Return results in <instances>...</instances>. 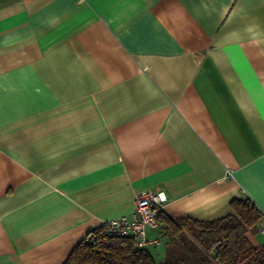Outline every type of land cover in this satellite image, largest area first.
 I'll return each instance as SVG.
<instances>
[{
	"label": "crops",
	"instance_id": "0c3cea01",
	"mask_svg": "<svg viewBox=\"0 0 264 264\" xmlns=\"http://www.w3.org/2000/svg\"><path fill=\"white\" fill-rule=\"evenodd\" d=\"M142 191L157 262L163 217L236 199L264 246V0H0V264H65Z\"/></svg>",
	"mask_w": 264,
	"mask_h": 264
},
{
	"label": "trees",
	"instance_id": "16d2710c",
	"mask_svg": "<svg viewBox=\"0 0 264 264\" xmlns=\"http://www.w3.org/2000/svg\"><path fill=\"white\" fill-rule=\"evenodd\" d=\"M230 206L233 215L212 222L187 220L177 225L163 217L169 244L182 245L188 257L176 254L157 262L151 249H137L132 237L107 236L97 228L73 249L65 264H264V246H252L245 236L261 221L260 212L247 198L233 200ZM217 243L220 248L212 258Z\"/></svg>",
	"mask_w": 264,
	"mask_h": 264
},
{
	"label": "built area",
	"instance_id": "2783aa9c",
	"mask_svg": "<svg viewBox=\"0 0 264 264\" xmlns=\"http://www.w3.org/2000/svg\"><path fill=\"white\" fill-rule=\"evenodd\" d=\"M165 200L162 194L139 192L135 195L130 217L122 216L105 221L100 228L107 236L132 237L137 249L157 248L161 245V238H149L147 230L159 226ZM260 233L264 234V224L260 225Z\"/></svg>",
	"mask_w": 264,
	"mask_h": 264
},
{
	"label": "rangeland",
	"instance_id": "374dc122",
	"mask_svg": "<svg viewBox=\"0 0 264 264\" xmlns=\"http://www.w3.org/2000/svg\"><path fill=\"white\" fill-rule=\"evenodd\" d=\"M262 242H264V240H262ZM159 247H160V246H159ZM159 247H158V248H159ZM154 249H156V248H151V251L154 250ZM159 249H160V248H159ZM159 249L153 251V255L155 256L156 259H157V253H159V252H158ZM166 250L168 251L169 255L182 254V255H185V256L188 257V254H187V252L185 251V249L182 247V245H178L177 248H173L172 246H169V245H168V246L166 247Z\"/></svg>",
	"mask_w": 264,
	"mask_h": 264
},
{
	"label": "water",
	"instance_id": "95a60500",
	"mask_svg": "<svg viewBox=\"0 0 264 264\" xmlns=\"http://www.w3.org/2000/svg\"><path fill=\"white\" fill-rule=\"evenodd\" d=\"M219 248H220V243H217L214 246L212 252L210 253V255H211L212 258H215L217 256Z\"/></svg>",
	"mask_w": 264,
	"mask_h": 264
}]
</instances>
